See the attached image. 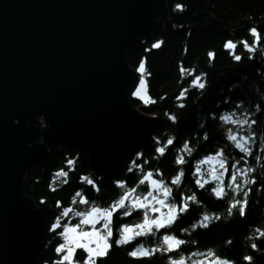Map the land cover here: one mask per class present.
<instances>
[{
  "label": "water",
  "instance_id": "water-1",
  "mask_svg": "<svg viewBox=\"0 0 264 264\" xmlns=\"http://www.w3.org/2000/svg\"><path fill=\"white\" fill-rule=\"evenodd\" d=\"M167 17L165 0H0V264L40 263L51 209L21 188L52 148L106 178L146 143L158 116L129 102L126 50Z\"/></svg>",
  "mask_w": 264,
  "mask_h": 264
},
{
  "label": "trees",
  "instance_id": "trees-1",
  "mask_svg": "<svg viewBox=\"0 0 264 264\" xmlns=\"http://www.w3.org/2000/svg\"><path fill=\"white\" fill-rule=\"evenodd\" d=\"M166 3L167 21L156 25L142 42L126 50V62L135 72L140 62H144L146 93L154 101L152 104L156 107L158 116L147 143L135 151H142L144 158L149 160L148 167H158L167 178L177 173L174 158L187 152L181 148V144L184 140H189L193 155L183 156L188 163L182 166L184 180L180 190L195 192L201 203L193 204L188 215L174 225L175 234L186 241L175 252H156L147 257L133 258L127 255L128 246H113L98 264H169V256L183 257L187 263L200 256L196 253L203 252L206 248H211L217 256L226 257L233 264H264V237L257 238L255 231L257 228L264 229V187L250 193L249 206L246 214L241 217L235 209L231 215L228 214L229 197H212L207 189L196 188L188 175L194 157L203 159L205 154H212L218 146H226L222 136L226 135L227 125L208 116L209 112L226 114L237 100L245 101V107L253 112L257 105L264 110V50L258 48L251 60L234 62L222 48V43L227 38L251 40L246 30L253 25L264 35V0H166ZM177 3L182 5L181 9L175 8ZM157 40L161 44L152 47ZM209 50L216 53L211 62L207 57ZM243 54L247 56L246 52ZM178 62H182L185 68H195L197 73H206V77H201L206 80V87L202 90L188 87L190 77L185 76L181 80ZM184 87H188V91L182 98L184 107L181 108L177 106L181 100L176 97ZM225 97L230 98L229 104L222 103ZM129 102L135 108L141 105L140 100L134 97H130ZM168 114H174L176 122ZM203 131L208 132V141L201 138ZM259 131L258 126L257 132ZM154 137H159L160 141L175 137L173 145H168L165 154L159 159L155 158ZM259 142L258 135L257 145ZM135 151L123 159L106 178L98 179L93 176L87 158L82 153L76 150L65 152L60 148L48 153L43 166L28 171L21 188L22 195L33 200L39 207L48 204L51 208L41 244L39 264L57 259L54 247L61 238L49 233L47 226L63 206H72L71 197L77 189H85V195L90 200L104 206L122 192L113 183L115 180L123 179L129 185L134 184L138 173H129L127 168L132 167L130 161L137 160ZM226 151L236 156L231 148H226ZM69 160L72 161L71 164L68 163ZM249 164L259 177L264 161L257 155L254 160H249ZM62 172L66 175H61ZM81 175L97 179L100 192H94L91 186L81 182ZM57 201H60V208ZM75 207L83 206L77 204ZM198 213L208 214L211 222L207 228H190ZM215 215L220 218L214 219ZM117 219L139 222L142 213L140 216L133 213L131 217ZM180 228H187L188 231L181 233ZM229 240L231 243H227ZM192 241L196 243L193 244ZM154 242L155 238H138V243L146 247L151 248ZM253 242L257 244L255 250L250 247ZM80 251L77 250L78 253ZM245 255L251 256V261H245Z\"/></svg>",
  "mask_w": 264,
  "mask_h": 264
},
{
  "label": "snow or ice",
  "instance_id": "snow-or-ice-1",
  "mask_svg": "<svg viewBox=\"0 0 264 264\" xmlns=\"http://www.w3.org/2000/svg\"><path fill=\"white\" fill-rule=\"evenodd\" d=\"M175 8L181 9L182 5L177 3ZM246 31L251 40L227 38L222 43V48L234 62L251 60L258 48L264 50V35L259 28L253 25ZM160 44L161 41L157 40L152 47H158ZM244 52L247 56H244ZM215 55L213 50L207 52L210 62ZM177 67L181 80L185 76L190 77L188 87L201 90L206 87V80L201 79L206 77V73H197L195 68H185L182 62H178ZM144 71L145 65L141 61L136 68V72L139 73L136 77L138 82L130 88V95L140 101L154 103L150 96L146 101L145 95L142 94L146 91ZM188 87L182 88L176 97L181 100L178 107H184L182 98L185 97ZM229 100V97H225L222 103L229 104ZM146 112L155 115L151 109H147ZM168 115L173 122H176L177 117L174 114ZM208 116L223 121L227 125L226 135L222 136L226 146L224 148L218 146L212 154H205L203 159L194 157L188 175L196 188L207 189L212 197L216 199L229 197L228 214L231 215L232 210L235 209L236 213L243 217L249 206L250 193L264 187V166L258 177L255 175V169L249 164V160H254L257 155L264 161V110L257 105L253 112L245 107V101L237 100L226 114L212 111L208 113ZM258 135L260 142L257 145ZM201 138L208 141V132L203 131ZM153 139L155 158L159 159L165 154L168 145H173L175 137H169L166 141H160L159 137ZM181 148L186 149L187 152L174 158V164L178 168L177 173L167 178L158 167H148L149 160L144 158L142 151H135L137 160L130 161L132 167L127 168L129 173L134 175L138 173L134 184L129 185L123 179L115 180L113 183L122 189V192L104 206H99L94 200H90L85 195V189H77L71 197L72 206H63L47 226V231L60 237L61 240L54 247L57 259L51 262L44 261V264H98L100 259L109 254L113 246H128V256L141 258L156 252H175L186 243L175 234L174 225L188 215L193 204L199 205L201 201L195 192L186 193L180 190L184 180L182 166L188 163L183 156L193 155V147L189 140H184ZM226 148H231L236 156L227 152ZM177 151L179 152L180 149ZM212 160H215L219 167L214 166L211 171H205L204 165ZM68 163L71 164L72 161L69 160ZM61 175L66 173L62 172ZM80 180L91 186L94 192H100L97 179L81 175ZM41 203L44 201L41 200ZM56 203L60 208V201ZM77 204L83 207H75ZM133 213L137 216L142 213V219L139 222H125L117 219L131 217ZM219 218V215L214 217L216 220ZM210 222L207 213H198L197 219L190 224V228H207ZM187 231V228H180L181 233ZM255 231L258 234L257 238L264 237V229L257 228ZM142 237L155 238L151 248L138 243V238ZM192 243L195 244L196 241ZM227 243H231V240ZM250 247L255 250L257 244L253 242ZM77 250L81 251L78 253ZM196 254L205 258L207 264H233L226 257L217 256L211 248ZM243 259L251 261L252 257L245 255ZM168 260L169 264H184L183 257L169 256ZM200 264H204L203 259Z\"/></svg>",
  "mask_w": 264,
  "mask_h": 264
},
{
  "label": "rangeland",
  "instance_id": "rangeland-1",
  "mask_svg": "<svg viewBox=\"0 0 264 264\" xmlns=\"http://www.w3.org/2000/svg\"><path fill=\"white\" fill-rule=\"evenodd\" d=\"M165 1H166V0H165ZM166 6H167V3H166ZM167 8H168V7H167ZM167 10H168V9H167ZM167 18H168V17H167ZM166 21H167V20H166ZM162 22H164V21H162ZM162 22H160V23H162ZM160 23H158V24H160ZM158 24H157V25H158ZM153 28H154V27H153ZM153 28H152V29H153ZM152 29H151V30H152ZM151 30H150V31H151ZM150 31H149V32H150ZM147 35H148V34H147ZM139 43H140V42H139ZM142 94L145 95V100L147 101L148 96H147L146 91L143 92ZM137 99H138V98H137ZM140 102H141V106L153 105L151 102H149V103H146V102H144V101H140ZM139 107H140V106H139ZM137 108H138V107H136V109H137ZM147 115H148L149 117L154 116V115H151V114H147ZM40 122H42V120H40ZM149 135H150V134H149ZM149 135H148V137H149ZM148 137H147V140H148ZM146 143H147V141H146ZM146 143H145V144H146ZM142 145H144V144H142ZM142 145H141V146H142ZM139 147H140V146H139ZM139 147H138V148H139ZM56 148H60V149L64 150V149L61 148V147H54V148H52L51 150L56 149ZM138 148H137V149H138ZM137 149H136V150H137ZM51 150H50V151H51ZM50 151H49V152H50ZM64 151H65V150H64ZM134 151H135V150H134ZM49 152H48V153H49ZM65 152H69V151H65ZM47 155H48V154H47ZM83 157H84V158H87V156H84V155H83ZM46 158H47V157H46ZM45 160H46V159H45ZM120 162H121V161H120ZM120 162H119V163H120ZM44 163H45V162H44ZM119 163H118V164H119ZM118 164H117V165H118ZM43 165H44V164H43ZM117 165H116V166H117ZM214 166L217 167V168L219 167V166L216 164L215 160L209 161V162H207L206 165H204V170H205V171H211V169H212ZM39 167H41V166H39ZM34 168H38V167H34ZM115 168H116V167H115ZM115 168H114V169H115ZM114 169H113V170H114ZM90 170H91V169H90ZM113 170H112V171H113ZM28 171H29V170H28ZM91 172H92V174H93L94 177L100 179V177H97V176L94 174V172H93L92 170H91ZM34 204H35V203H34ZM35 205H36V204H35ZM36 206H38V205H36ZM43 206H49V207H50V205H48V204H47V205H43ZM50 209H51V208H50ZM149 248H150V247H149ZM202 259L204 260V264H207V260H206L205 258L201 257V256H196V257H194L193 260H191L192 262H188V261H187V263H186V261H184V264H200V262H201Z\"/></svg>",
  "mask_w": 264,
  "mask_h": 264
},
{
  "label": "bare ground",
  "instance_id": "bare-ground-1",
  "mask_svg": "<svg viewBox=\"0 0 264 264\" xmlns=\"http://www.w3.org/2000/svg\"><path fill=\"white\" fill-rule=\"evenodd\" d=\"M130 100V99H129Z\"/></svg>",
  "mask_w": 264,
  "mask_h": 264
}]
</instances>
